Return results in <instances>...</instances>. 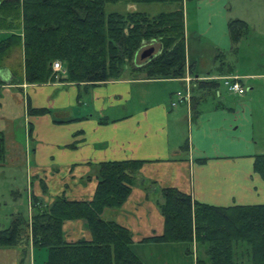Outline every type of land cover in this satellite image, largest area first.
<instances>
[{
    "label": "crops",
    "instance_id": "1",
    "mask_svg": "<svg viewBox=\"0 0 264 264\" xmlns=\"http://www.w3.org/2000/svg\"><path fill=\"white\" fill-rule=\"evenodd\" d=\"M230 1L184 2L183 77L149 79L129 66L122 77L95 85L63 80L66 74L46 83L14 84L11 71L0 69V130L7 149L0 167H26L28 219L34 195L46 203L57 195L91 200L99 163L144 160L125 203L106 208L102 217L130 229L132 248L144 264H198L204 250L196 244L189 254L183 242L144 241L164 231L161 188L177 187L216 206L264 204V177L255 169L256 155L264 154V58H245L249 66L242 65L249 34L234 50L229 21L245 19L230 16ZM259 47L263 55L264 45ZM142 60L138 56L135 66ZM230 75L241 78L243 95L224 87L221 78ZM211 80L219 81L216 89L198 86ZM29 107L48 112L31 114ZM17 197H23L20 191ZM17 213L23 214L13 208L11 220ZM63 229L68 241L91 237L83 219L66 220ZM24 247H0V264H46L45 249ZM42 250L44 259L38 260Z\"/></svg>",
    "mask_w": 264,
    "mask_h": 264
},
{
    "label": "trees",
    "instance_id": "2",
    "mask_svg": "<svg viewBox=\"0 0 264 264\" xmlns=\"http://www.w3.org/2000/svg\"><path fill=\"white\" fill-rule=\"evenodd\" d=\"M119 1L171 3L175 7L155 15L106 13L107 3ZM185 1L0 0V31H11L0 40V69L11 71L10 83L14 84L54 80L55 61L65 65L63 80L76 83L95 85L118 79L129 66L133 73L149 79L183 77L187 70ZM228 27L236 50L249 34V24L231 19ZM153 43H159V53L136 67L138 56ZM221 62L223 65V59ZM219 84L198 81L201 89L213 90ZM29 112L44 114L48 109L29 107ZM6 155V138L0 130V164ZM144 164L139 159L99 163L91 200L57 195L46 203L34 195L31 219L14 214L10 225L0 229V247L32 243L47 251L46 264H144L132 248L130 229L102 217L106 208L125 203ZM255 169L264 177V154L256 155ZM160 191L164 231L144 241L183 242L189 254L196 244L198 250H204V254L198 253V264H246L245 259L248 264H264V204L216 206L198 202L177 187ZM76 219L86 221L90 238L66 239L64 222Z\"/></svg>",
    "mask_w": 264,
    "mask_h": 264
},
{
    "label": "rangeland",
    "instance_id": "3",
    "mask_svg": "<svg viewBox=\"0 0 264 264\" xmlns=\"http://www.w3.org/2000/svg\"><path fill=\"white\" fill-rule=\"evenodd\" d=\"M175 5L171 3H135L119 1L116 3L106 4V13L120 12L127 14L129 12H146L150 15H155L160 12L170 11L174 9ZM230 16L232 18L241 17L247 20L250 26L249 41L247 45L243 46L241 52V63L246 68L249 66L248 61L245 58H264L263 55H259L260 45H264V0H231L230 1ZM5 37L0 32V40ZM192 48L196 49V44L191 40ZM159 50V43H156L155 52ZM261 53V52H260ZM249 58V59H250ZM248 59V60H249ZM235 60V57H234ZM61 62V61H60ZM63 65L65 72L54 71L55 79L61 77L62 74L67 75L65 65ZM24 82V81H23ZM26 83V82H25ZM26 167L15 166V164L0 167V229L8 227L11 223V212L13 208L18 207L22 211L25 218H29V212L27 209V192H26ZM19 189V190H18ZM22 193V198L17 197L18 192ZM21 198V199H20ZM45 251H38V260L44 259ZM204 258V257H202ZM207 258V257H206ZM246 264L248 260L245 259Z\"/></svg>",
    "mask_w": 264,
    "mask_h": 264
},
{
    "label": "built area",
    "instance_id": "4",
    "mask_svg": "<svg viewBox=\"0 0 264 264\" xmlns=\"http://www.w3.org/2000/svg\"><path fill=\"white\" fill-rule=\"evenodd\" d=\"M53 69L54 71H60V72H65V69L63 67V65L61 64L60 61H55L53 63ZM223 81V85L224 87L231 93H236L239 95H243L246 92V88L243 85V83L241 82V78L239 76L236 75H230V76H225L223 78H221ZM187 80H194V78L191 77H187ZM177 96L180 97V99H184L185 95L181 92L178 91L177 92ZM187 98L189 97V95L187 94L186 96ZM178 101H174L173 104H177Z\"/></svg>",
    "mask_w": 264,
    "mask_h": 264
},
{
    "label": "water",
    "instance_id": "5",
    "mask_svg": "<svg viewBox=\"0 0 264 264\" xmlns=\"http://www.w3.org/2000/svg\"><path fill=\"white\" fill-rule=\"evenodd\" d=\"M158 53L159 52H155V48L153 46H148L141 52L140 57L142 59L152 58Z\"/></svg>",
    "mask_w": 264,
    "mask_h": 264
}]
</instances>
